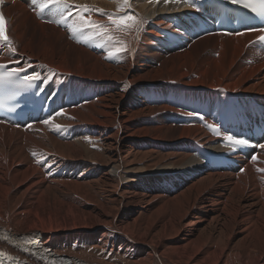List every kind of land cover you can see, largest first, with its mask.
Returning <instances> with one entry per match:
<instances>
[{
	"label": "bare ground",
	"instance_id": "bare-ground-1",
	"mask_svg": "<svg viewBox=\"0 0 264 264\" xmlns=\"http://www.w3.org/2000/svg\"><path fill=\"white\" fill-rule=\"evenodd\" d=\"M66 3L72 15L61 24L55 23L60 19L55 10V17L41 18L25 0L2 4L4 40L15 51L0 43V63L39 73L48 96L59 94L62 102L48 124L23 131L0 126V228L17 235L39 232L44 244L78 264H264V150L242 163L238 174L204 167L191 141L214 140L203 121L183 107L191 98L219 101L227 96L223 89L264 94V49L246 46L258 33L220 24L219 0ZM84 7L92 10L85 16L108 26L113 40L100 34L77 42L83 36L69 25ZM108 14L133 15L138 24L116 31ZM116 47L125 50L109 57ZM84 78L113 86L116 93L101 97V87ZM164 83L165 91L147 100L177 104L176 112L190 118L181 128L167 126L162 116L149 119L153 109L137 102L147 85ZM65 96L82 99L66 104ZM147 136L182 145L165 147L164 153L132 148ZM181 168L195 174L174 180V192L152 187L153 181L163 186L159 176L166 170ZM209 188L214 195L205 197Z\"/></svg>",
	"mask_w": 264,
	"mask_h": 264
},
{
	"label": "snow or ice",
	"instance_id": "snow-or-ice-1",
	"mask_svg": "<svg viewBox=\"0 0 264 264\" xmlns=\"http://www.w3.org/2000/svg\"><path fill=\"white\" fill-rule=\"evenodd\" d=\"M35 2V0H34ZM124 4H127L128 0H123ZM168 2V0H165ZM233 4L240 5L246 9H249L253 12L256 16L264 19V0H231ZM38 8L41 12L45 9L55 10L56 13L60 16V19L55 21L57 24L64 23L68 16L72 15L71 7L66 3V0H40L38 4ZM122 10V9H121ZM92 10L84 7L80 10L77 14L76 18L73 20L72 24L69 25V30L73 33L80 34L83 36V40H77V42H87L91 40L94 36L100 34H107L108 33V26L97 24L95 21L91 19V16H85L84 13H90ZM107 18L111 21V25L114 26L116 31H129L136 27L138 24V19L133 15H124L121 17H116L112 14H108ZM3 25H4V17L3 14L0 13V33L3 32ZM85 30H90L88 33ZM107 40H113V36L111 34L106 35ZM261 40H264V36L260 37ZM0 43H6L7 47L12 49L14 52L15 49L12 47V42L10 40L5 41L2 36H0ZM125 50L121 47H116L114 49L109 50V57L113 56L116 53ZM6 66L0 65V68H4ZM26 71V68H18L14 69L10 72L0 73V82H4L19 72ZM40 79L39 73H34L33 75L26 76L25 80L28 82L37 81ZM50 121L45 120L44 123L48 124ZM58 129L60 125H55ZM208 128L214 133L219 135V129H217L214 125H208ZM225 140L230 141L233 146H243L247 145L248 141L243 139H235L232 136H225ZM264 147V145H262ZM260 171H264V169H260ZM0 238H7V237H0ZM26 242V241H25Z\"/></svg>",
	"mask_w": 264,
	"mask_h": 264
},
{
	"label": "rangeland",
	"instance_id": "rangeland-1",
	"mask_svg": "<svg viewBox=\"0 0 264 264\" xmlns=\"http://www.w3.org/2000/svg\"><path fill=\"white\" fill-rule=\"evenodd\" d=\"M83 80L92 81V82L97 83L102 89V92L100 94L101 97L104 96V95H113V94L116 93V89L113 86H110V85H108V84H106V83H104L102 81L93 80V79H86V78H84ZM64 83L66 84V78H64ZM164 85H165V87L164 86H158L157 84H149V85H147L142 92L138 93L137 102L143 108L147 107V108L153 109L152 114H150L149 111L147 113V117L149 119L152 120V118L154 116H162L163 117V122L167 126H169L171 128H181V126L186 123L185 121L190 119V118H188L187 116L176 112V110L172 106L174 103L171 100H169V102H167V103L166 102H158V103H155V104H152V103H150L147 100V96L146 95H150L152 92H155V91H157L159 93L164 92L166 87H168V85H166V83H164ZM220 89H223V88L209 89V90H220ZM223 90L227 93V95H231V96H236V95H233V94H240V95H238L239 98H243V97H246V96H249V95H256V96H263L264 95V94H250V93H230V92H228L225 89H223ZM83 98L91 99L92 97L91 96H86V97L84 96ZM79 99H82V98H79ZM79 99H70L69 102L70 103H74V102H76ZM160 107H162L164 109H158ZM82 126L85 127V124L83 123ZM87 134H89V133H87ZM169 136L170 137L172 136L171 139H173V138L175 139L176 134H169ZM177 137H178V133H177ZM176 141L177 140L158 141V140H155V139L147 136L143 140H136V141L132 142L131 146H132V148L134 150H138V151L151 150V151H156V152H159V153H164V148L165 147L181 146L182 145V143H175ZM49 156H51V155H49ZM196 158H198V157L196 156ZM41 169L45 171V167H41ZM50 169H52V168H50ZM182 170H183L182 168L179 169V170H166L165 173H162L159 176V180H161L164 183L163 186L155 187V186H153V183H155L156 181H153L151 183L152 187L154 189H156V191L158 193H169L170 194L171 192H174L175 189H174V186L172 184V182L174 180L178 179L179 177H182V178L186 179L188 176L195 174L194 172L191 173V174H184L182 172ZM69 173H71V172H69ZM77 175H78V172L76 174H74V176H77ZM48 176H49V174H46V178H48ZM166 180L171 182V186H167ZM197 180L198 179H196L194 181H191L189 184H187L185 186H181L182 189L180 191L174 193L172 196H174L175 194L181 192L182 190H185L190 184L194 183ZM225 181H226V179L223 178V179H220L219 181L216 182V186L218 187L217 191H221L222 190L221 186L225 183ZM170 188L172 190L168 192L167 189H170ZM212 191H213L212 188L207 189L206 193L204 194V196L205 197H210L211 195H214V194H212ZM198 212L199 211L197 209H193L191 211V213L194 214V215H196ZM98 237L100 238V236H98Z\"/></svg>",
	"mask_w": 264,
	"mask_h": 264
},
{
	"label": "trees",
	"instance_id": "trees-1",
	"mask_svg": "<svg viewBox=\"0 0 264 264\" xmlns=\"http://www.w3.org/2000/svg\"><path fill=\"white\" fill-rule=\"evenodd\" d=\"M193 178H194V177H193ZM193 178H192V179H193ZM188 182H189V181H188Z\"/></svg>",
	"mask_w": 264,
	"mask_h": 264
}]
</instances>
